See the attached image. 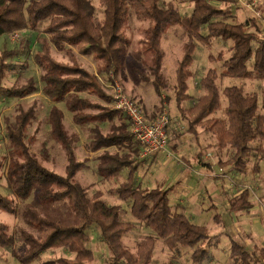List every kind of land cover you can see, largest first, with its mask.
<instances>
[{"label": "trees", "instance_id": "1", "mask_svg": "<svg viewBox=\"0 0 264 264\" xmlns=\"http://www.w3.org/2000/svg\"><path fill=\"white\" fill-rule=\"evenodd\" d=\"M190 1V14L181 15L172 2L161 4V0H100L102 17L97 18L91 0H0V36L27 28L36 29L38 23L47 20L42 32L47 36H39L38 48L33 54V60L40 68V91L51 101L63 102L73 122L78 125L90 123L94 119L98 122L108 121L107 132H100L97 124L85 147L89 151H97L113 145L129 151L102 150L95 158V170L102 178L108 179L118 175L123 168L127 169L126 177L107 191L127 202L131 216L150 228L154 234L142 235L136 242L134 252L123 246V235L136 223L122 219L120 205L107 204L101 199L100 191L96 190L88 196L84 186L73 180L74 174L84 166V162L77 160L73 151L78 135L67 131L61 111L53 104L49 109L50 134L66 156L65 174L60 175L47 169L29 152L22 134L28 122L25 115L21 116L17 130L6 129L10 152L5 180L9 195L0 193V210L15 214L16 200L25 199L35 191L39 202L64 199L77 222L62 225L31 207H23L20 211L23 220L36 228L38 234L20 229L19 237L25 247L22 251L12 252L17 264H31L50 248H64L73 257L58 256L42 260L39 264H91L92 252L87 245L89 236L86 232L91 225L98 228L99 237L111 252V258L103 264H148L155 238L161 239L171 250H177L179 246L191 249L190 260L193 264L213 260L211 250L217 245L218 239L210 235L205 225L193 222L170 204L168 188H145L135 183L137 163L134 159L138 158L141 148L130 132L127 116L108 108H102L96 115L87 112L83 114V110L93 105L87 100L86 94L89 90L98 91L95 76L80 66L56 61L49 53L52 45L57 50H63L64 44L76 46L81 54L94 52L98 59L105 62L108 70L119 66L123 58L131 56L138 60L147 53L149 63L146 65L152 75L150 83L160 93L168 85L161 71L164 51L159 45L160 39L168 27L178 24L186 39L182 42V53L175 68L172 88L177 107L183 112L180 102L188 96L187 79L191 75L189 65L193 60L195 40H229L228 54L224 56L219 51L214 57L220 61L221 69L208 68L197 82L203 92L187 110L192 120H188L186 130L195 131L196 124H203L202 129L214 136L213 145L216 148L226 147L230 150L228 158L221 164L230 165L239 172L245 171L252 141L259 140L257 149L264 153V102L260 104L256 92H245L238 85H225L219 89L217 80L224 76L263 78L264 37L258 34L253 19L250 21L253 25L251 29L240 21L217 19L222 10L214 3L216 0ZM131 15L147 23L141 40L143 50H129L130 39L124 33L123 26ZM15 53L16 49L0 53L1 78L5 59ZM133 72L140 80L147 79L135 66ZM29 82L24 84L22 90L12 91L11 87L3 89L0 86V91L10 97H23L37 89L34 80ZM221 95L225 98L223 107ZM219 109L223 117H209ZM30 111L27 115L32 119L35 114L34 110ZM114 117L119 121L117 125L114 124ZM16 118L19 119V116ZM221 169L218 168L220 173L223 172ZM248 193V189L244 188L236 197L231 198L229 210H248L252 205ZM13 245V234L7 224L0 221V249H10ZM229 258L235 264H264V247L246 249L242 241L231 238ZM164 264L178 262L173 256Z\"/></svg>", "mask_w": 264, "mask_h": 264}, {"label": "rangeland", "instance_id": "2", "mask_svg": "<svg viewBox=\"0 0 264 264\" xmlns=\"http://www.w3.org/2000/svg\"><path fill=\"white\" fill-rule=\"evenodd\" d=\"M91 2L95 7V16L97 18H101L102 6L100 4V0H91ZM167 2H173L178 9L180 8L181 11L179 12L181 14L187 13L189 6L191 7L192 5V3L187 0H161V4H166ZM214 3H216V5L222 10V13L217 16V19L223 21H244L246 18L245 14H248V9L239 5L238 2L216 0ZM46 24L47 20L38 23L36 29L27 28L21 31H14L7 36H0V53L3 50L8 51L11 49H16V53L13 56L7 57L5 59L4 74L2 78L0 77V86H2L3 89L6 87H11L12 91H18L24 89V84H26L28 81L31 82L34 80L37 87L35 92L23 97H10L2 90L0 91V193L9 195L5 180L6 165L8 161V154L10 152L6 137L8 132L6 133V129L8 128V130L15 131L17 124H21L19 123L20 117L24 115L27 118L28 126L23 130L22 134L23 141L25 144H27L29 152L34 154L47 169L60 175L65 174L66 156L60 144L55 141L50 134L51 125L48 120L49 109L54 104L62 113V122L67 131L76 132L78 135V140L73 144V151L77 160H83L84 166L74 174L73 180L84 186L88 196L93 195L96 190L100 191L102 195L101 199H103L107 204L120 205L122 219L131 220L136 223L134 227L122 237L123 246L134 252L136 242L139 240V238L145 234L154 235L152 230L145 226L141 221H136V219L131 216L129 212V204L127 202L118 199L115 194H111L107 191L114 183L113 181H106L105 179L96 177V175L91 170V166L88 169L85 168V155H88L86 151H89L85 147L86 143L91 138L92 132L96 128L95 126H97V124L98 129L102 133L107 132L108 124L105 122L103 124L99 123L97 119H94L90 123L78 125L73 122L71 114L66 109L63 102L60 101L56 103L51 101L40 91L41 83L38 79L40 68L34 62L33 54L38 48L37 41L39 36H47L42 33ZM146 26V22L138 21L133 15H131L128 21L125 22L123 31L130 39L129 50H143L141 46V40H143V31ZM185 39L186 36L182 31L181 26L178 24L168 27L166 32H164L162 35L159 45L167 54L166 58L162 59L161 66V71L165 79L167 76L172 81H175L173 66L176 65V59H178L182 53V42ZM195 42L196 47L193 52V60L189 65L191 75L188 79V88L191 93L193 92V95H197L198 97L203 91L200 89V91L197 92V82L199 81L200 77L206 73L208 68L215 67L218 71L221 69L220 61L214 57L219 51H221L224 56H226L228 54V46L230 41L212 38L209 42H202L200 40H195ZM49 53L56 61H60L68 65L74 64L75 66H80L95 76V80L98 85V91L95 92L93 90H89L86 94L88 98L87 100L93 105L90 103L89 105L92 106L85 109V111L83 110V114L84 112H87V114L96 115L101 111L102 108H105L103 110L108 108L117 110L119 111L118 113L125 115L123 111L116 109L114 106L113 100L116 99L117 101L118 98H126L139 105L145 117L149 119V121L154 120L153 118L158 116V114H160L162 111L161 108L163 103L160 102L157 105V109L154 111V116L148 118L146 109H144L141 101L133 96L125 85L126 76L130 78L129 81L135 83L134 76L136 75L133 72V66L137 67L142 72V74L147 77L145 81L141 80V89H143L145 97V106H153L158 102L159 96L154 91L153 86L150 84L152 75L150 74L147 67V63H149L147 59V53H144L138 60L131 56L123 58L119 66L111 67L109 70L107 69L105 62L101 59H98L94 52L93 54H81L76 46L64 44L63 50H57L52 45L50 46ZM217 82L219 89H222V87L225 85H238L241 86L245 92L254 91L258 94L260 104L264 102V79L257 80L254 78H237L225 76L224 78H219ZM167 84L168 85L166 88L161 89V92H164L165 94L168 92L167 89L172 87L171 83L168 81ZM196 92L198 94H196ZM197 97L195 98V102ZM220 98L221 106H223L225 98L222 95ZM194 103H191L190 106H192ZM167 106L168 104L165 105V107L170 115V111L168 110L169 106ZM31 109L32 111L34 110L33 113L35 114V116L32 115V119L30 118V115H27V113L31 112ZM16 116H19V119H17ZM210 116L223 117V112L221 109H219L215 113L210 114L209 117ZM114 119H116V121L114 120V124L117 125L119 121L116 117H114ZM189 119L192 120V115H190ZM198 125L201 126V128L203 127V124ZM187 126L188 124H185V127ZM168 127L167 141L170 140V136H168ZM204 131L207 132L205 129ZM209 137L214 139V143V136L210 135ZM258 144L259 140H254L251 142V155L249 156V159L246 163V170L242 176L243 181L236 186H240L242 189H248L249 199L253 204V212H255L254 209H257V215L255 218H260L261 221L259 224L262 226L259 224L258 225L261 227V229L263 228L262 234H260L259 230H256L255 232L252 231V233L249 235L245 234L244 229L239 226L240 229L238 233H236L235 237L238 240H242L246 245V248H255L261 245L264 246V154L258 151ZM224 148L226 151L225 157L227 159L230 150L226 147ZM118 150H125L129 152L127 149L119 148ZM215 150L221 151V149L216 147ZM138 157L143 158L145 156L142 155L141 157ZM221 170H223V168ZM229 181L231 184H234L231 180ZM114 184L117 185L116 182ZM233 187L235 188V186ZM16 201L17 212L15 214L0 210V221L7 224L9 231L14 236V245L12 248L0 249V264H17L12 252L22 251L25 247L24 243L19 237L20 229L29 231L34 235L38 234L36 228L27 224L23 220L20 214V211L23 207H31L46 218L56 220L62 225H70L77 222L76 216L70 210L66 201L62 198L56 199L53 202L43 203L36 199L35 191H32L25 199ZM239 219L240 218L237 220ZM211 229L214 232L217 230V226L212 225ZM86 232L89 236V242L87 245L92 252L91 264H103L105 261L111 258V252L99 237V231L95 225L89 226ZM231 232L234 234L232 229ZM228 247L229 240H226L221 248V251L225 250V252L221 253L220 260H212L211 262L207 261L201 264H235L227 256ZM190 252L191 249L183 246H179L177 250H171L161 239L155 238L152 257L148 264H164L167 259L173 256L178 264H193L190 260ZM58 256L72 258L73 254L69 253L64 248H50L42 252L39 259L34 260L31 264H39V262L42 260L51 259Z\"/></svg>", "mask_w": 264, "mask_h": 264}, {"label": "crops", "instance_id": "3", "mask_svg": "<svg viewBox=\"0 0 264 264\" xmlns=\"http://www.w3.org/2000/svg\"><path fill=\"white\" fill-rule=\"evenodd\" d=\"M229 1L238 2L239 5L248 9V14H245V20L240 22L245 23L246 26L251 29L253 25L250 21L253 19L258 34L264 37V0ZM178 10L181 11L180 8ZM191 10L192 5L191 7L189 6L187 13L180 14L188 15ZM166 55V52H164L163 58H166ZM179 58L176 59V65ZM176 65L173 66L174 77ZM134 78L135 83L129 81L130 78L126 76L125 85L128 91L141 101L144 109H146L148 118L154 116V111L157 109V105L160 102H164L165 105L168 104V110L170 111V125L168 127V136H170V140L167 145L168 153L152 154L143 158L138 157L134 159V162L137 163V169L134 174L135 183L145 188H153L155 186L168 188L170 204L184 213L193 222L205 225L210 235L218 239L217 245L211 250L214 257L213 260L215 261L220 260L221 253L225 252V250L221 251L223 243L229 240L230 246V239H236L235 236L240 229L239 226L244 229L245 234L250 235L252 231L255 232L256 230H259L260 234H262L263 228L261 229L259 226L261 225L259 224L261 220L259 217L255 218L257 209H254L255 212H253V204L248 210H229L230 199L236 197L243 190L240 186H236L243 181L242 176L244 171L237 172L234 171L230 165L221 164V162L226 159L225 148L221 149V151L215 150L213 145L214 139H211L209 137L211 134L205 132L201 126L196 124L195 131H187L184 129L188 127H185V124H188L190 116L187 110L190 104L195 102V98L197 97V95H193V92L191 93L188 88V79L190 76L187 79L186 93L188 96L180 102L183 112L177 107L173 93L174 89L172 87H170L171 89H167L168 92H166V94L161 91L158 93L154 89L159 96L158 102L153 106L146 107L143 89H141V80L137 76H134ZM166 79L171 85L175 82L167 76ZM261 79H264V77ZM199 91L200 89L198 88L197 92ZM197 92L196 94H198ZM224 105L225 102L223 103V106ZM104 122L109 124L106 120L100 121L99 123L103 124ZM102 150H107L108 152L119 151L118 148L113 145L101 148L97 151H86L88 155H85V168L88 169L91 166L92 172L100 179L104 178L95 170V158ZM219 167L223 168V172L220 173L218 171ZM126 173L127 169L123 168L118 175L105 180H110L117 184L126 177ZM229 180L234 184H231ZM114 183L111 187L115 186ZM233 186H235V188ZM248 200L252 203L249 199V195ZM238 218L240 219L237 220ZM212 225L217 226V230L214 232L211 229ZM231 229L234 234L231 232ZM227 256L229 257V247Z\"/></svg>", "mask_w": 264, "mask_h": 264}, {"label": "built area", "instance_id": "4", "mask_svg": "<svg viewBox=\"0 0 264 264\" xmlns=\"http://www.w3.org/2000/svg\"><path fill=\"white\" fill-rule=\"evenodd\" d=\"M113 102L115 108L123 111L129 120L131 134L141 148L140 157L142 155L168 153L167 127L170 123V115L164 102L160 114L150 121L145 117L141 107L133 101L126 98H118L117 101L115 99Z\"/></svg>", "mask_w": 264, "mask_h": 264}]
</instances>
